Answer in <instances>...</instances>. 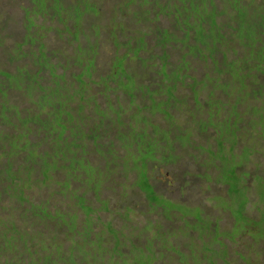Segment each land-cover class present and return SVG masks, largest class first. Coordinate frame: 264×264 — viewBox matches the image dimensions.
<instances>
[{
    "label": "trees",
    "instance_id": "1",
    "mask_svg": "<svg viewBox=\"0 0 264 264\" xmlns=\"http://www.w3.org/2000/svg\"><path fill=\"white\" fill-rule=\"evenodd\" d=\"M136 34L140 41L128 43ZM168 40L182 41L189 54ZM111 44L104 74L121 57L119 47L139 44L152 66L143 70L137 62L129 72L138 80L150 84L156 72L164 76L158 60L164 50L183 58L202 84L177 91L175 109L130 108L120 123H105L98 118L100 96L82 79L92 83L104 75L98 59ZM91 65L89 74L81 73ZM259 74L264 0H0V264H264L257 249L264 218L247 231L250 191L241 177L251 173L253 151L233 161L215 157L227 156L221 143L231 137L245 146L260 129L262 136ZM173 134L186 138L171 143ZM161 167L174 181L193 168L207 185L224 186L227 203L218 211L226 214L215 219L211 213L207 223L188 216V230L180 231L182 207L195 204L153 185ZM254 168L261 170L259 191L253 186L260 193L264 161ZM188 180L175 181L177 195ZM94 197L105 204L95 221L86 207ZM226 215L240 237L233 246L217 238L230 229L222 222ZM251 249L258 259L249 257Z\"/></svg>",
    "mask_w": 264,
    "mask_h": 264
},
{
    "label": "rangeland",
    "instance_id": "2",
    "mask_svg": "<svg viewBox=\"0 0 264 264\" xmlns=\"http://www.w3.org/2000/svg\"><path fill=\"white\" fill-rule=\"evenodd\" d=\"M170 7V6H169ZM174 12H176L174 7H170ZM163 22H161V26H163ZM140 30H138L139 34ZM125 35V33H123ZM133 35L128 39V43L131 42V40H135L136 42L140 41V39H136L137 35ZM118 40L120 42H123L124 36L119 34ZM149 41V38H148ZM168 46H172L174 44H177L176 47H178L181 50V53L189 54L188 53V46L185 47V50H182L181 47L184 45L182 44V41H178V43H174L172 40H168ZM109 46V45H108ZM102 49V47H101ZM113 46L110 45V48L102 53V55L99 56L98 62L101 64L99 71L101 73H105L108 69V65H105V60L108 59L112 53ZM140 45L137 44L135 46H129L127 51L123 50V48L119 47V53H122L120 55L121 57H116V61L112 63V66L106 74L103 76H97L94 82L90 83L89 81H85L83 85L85 86H92L93 88V94L100 96L102 100V111L103 114H99L98 118L104 120V122L109 123L116 121L120 123V120L122 116H124V113L128 109H137V110H143L147 113L155 110H161L164 111L166 108H172L175 109V105L178 102L176 99V92L181 91L185 92L188 90H191L194 92L195 89H197L201 84V80L194 78L191 76V74L188 73L189 65L186 63V61L183 58H175L171 59L170 56H168V53L164 50L159 55L158 60L161 63V71L164 76L158 75L156 72V75L153 76V81L150 84H146L136 78V76L133 74L136 72L135 64L138 62V65L143 70H149L150 66H152V61L147 56L149 54L148 51L145 50L144 52L140 51ZM108 51V52H107ZM186 51V53L184 52ZM123 59L124 64L121 62ZM121 64L118 66H115L116 64ZM91 66H87L84 69L82 68L81 73L84 75L89 74L92 69ZM126 67H129L127 69ZM131 70L133 73L129 72ZM83 75V76H84ZM259 76L264 78V74H259ZM80 81V80H79ZM159 91H163L165 97H162L161 93ZM91 96L88 95L85 97V99H89ZM112 115V116H108ZM261 120V119H260ZM251 128H254V125H250ZM264 129V127H262ZM260 129V128H259ZM261 130V129H260ZM260 130L258 132V139L256 141L251 140V144L243 145V143H238V138L233 140V137H231V140H227L221 143V145L225 146V151L227 156H222V153L215 154V157L219 160H225L226 157L229 158L230 161L235 160L236 155H242L246 156L249 154V152L253 151L254 154L251 158V162L248 163V168L250 169L251 173L242 172L241 177L244 180V184L247 188H245L246 191H250V201H249V210L245 212L246 215H248L249 224L247 226V231L249 232L251 229L249 226H257L259 221L264 218V209H261L264 207V195L261 197V192L264 193V185H260V193H256L259 191L258 180L262 179L261 174L257 175L261 170L255 171V163H258L260 161H264V132L262 133V136L260 135ZM238 133H236L237 135ZM161 135L163 138L166 139V132H161ZM235 135V136H236ZM186 136L182 134H173V138L171 143L183 140ZM248 138H246V143ZM170 141V140H169ZM235 142V143H234ZM250 142V141H249ZM151 143H154V140L151 139ZM144 150V149H142ZM195 153H198L200 149L196 148L194 149ZM220 154V155H219ZM258 154L261 158H255L254 156ZM214 155V154H213ZM212 155V156H213ZM133 156V153L128 152V158ZM113 157V156H112ZM138 158V155L135 154V158ZM214 157V156H213ZM225 157V158H224ZM134 158V160H135ZM197 159V156L192 157V161H195ZM184 162V165L190 163L189 160H182ZM228 163V162H227ZM152 170L158 169L156 165H151ZM158 173L155 175L156 177L151 178V181L154 186H156L159 190H165V193L167 194V197H178L182 199L186 204H195V205H188L183 206L182 210L180 212V217L176 218L177 220L183 221V226H181L180 231L185 232L188 230L189 225L187 224V218L195 217V218H201L203 222L207 223L210 222L212 219L211 213H213L217 219V216H224L226 213V210L218 211V206H221L225 203H227L226 199H224L222 195H225V188L222 185L218 184H206V181L201 177H195V170L192 168L191 172H188V175H185L186 179H189L186 182H183L182 184L187 188L183 189V193L180 195H177L178 193L174 190V185L177 184L178 179L180 178V181L182 182L184 179H181V174L179 178H177L175 181L172 178L171 173H168L166 170V167H161V170L157 171ZM217 174V173H216ZM215 174V175H216ZM256 185V189L254 188ZM254 186V187H253ZM240 189V188H239ZM174 190V191H173ZM213 190V192H212ZM241 190V189H240ZM228 194L230 193V190H227ZM227 196V195H226ZM225 196V197H226ZM256 200H259L261 202L262 207L258 208L256 204ZM133 203H137V199L131 201ZM104 202L102 201L101 197H94L92 199V202L87 204L86 207L89 212L90 218L95 221L98 220V216L100 213L104 210ZM176 210V209H174ZM178 210V209H177ZM176 210V211H177ZM121 211V210H120ZM208 211V212H207ZM113 214H118V209L114 208L112 210ZM122 212V211H121ZM172 212V211H168ZM1 213V210H0ZM171 216H175V214H171ZM230 217L226 215L222 222L225 224H228L227 226L230 228L228 230H219L220 234L217 235L218 240L227 243V246H233V243L238 241V236H236V233L238 230H235L234 228H231L230 226ZM256 221V222H255ZM263 221V220H262ZM221 222V221H220ZM247 224V223H246ZM245 224V225H246ZM181 234V233H179ZM248 234V233H247ZM236 236V237H235ZM247 240H249V237L245 234L243 236ZM161 245L165 248L167 247V243L165 240L161 241ZM262 250V257H264V241L259 242V245H257V249ZM236 255V254H235ZM216 257L224 256V254L215 253ZM140 256H137V258ZM254 257V259H258V255L254 254L252 249L250 250V256ZM223 263L218 264H228L224 259H222ZM4 263V261H2Z\"/></svg>",
    "mask_w": 264,
    "mask_h": 264
}]
</instances>
